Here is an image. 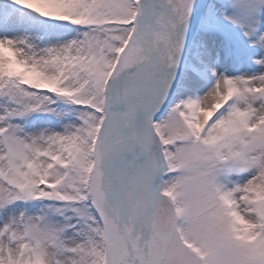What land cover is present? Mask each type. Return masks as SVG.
Here are the masks:
<instances>
[{
    "label": "snow or ice",
    "instance_id": "snow-or-ice-1",
    "mask_svg": "<svg viewBox=\"0 0 264 264\" xmlns=\"http://www.w3.org/2000/svg\"><path fill=\"white\" fill-rule=\"evenodd\" d=\"M0 264H264V0H0Z\"/></svg>",
    "mask_w": 264,
    "mask_h": 264
}]
</instances>
